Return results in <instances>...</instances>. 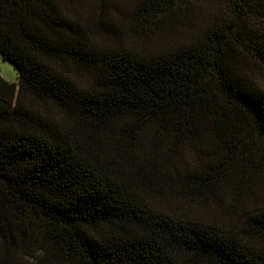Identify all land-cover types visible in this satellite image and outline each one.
Wrapping results in <instances>:
<instances>
[{
    "label": "trees",
    "instance_id": "trees-1",
    "mask_svg": "<svg viewBox=\"0 0 264 264\" xmlns=\"http://www.w3.org/2000/svg\"><path fill=\"white\" fill-rule=\"evenodd\" d=\"M0 55V264H264V0H0Z\"/></svg>",
    "mask_w": 264,
    "mask_h": 264
},
{
    "label": "rangeland",
    "instance_id": "rangeland-1",
    "mask_svg": "<svg viewBox=\"0 0 264 264\" xmlns=\"http://www.w3.org/2000/svg\"><path fill=\"white\" fill-rule=\"evenodd\" d=\"M163 44V41L161 39H158L154 42V48L160 47V45ZM0 77L9 83H17V77L18 73L13 64L3 59V57L0 55ZM261 81L262 86L264 87V78H259ZM255 189L257 193L261 196V198L264 196V189L260 187V185H255ZM229 200L228 197L223 198V203H227ZM191 211H195V208H189ZM4 255L8 256L15 264H41V262L34 257L31 256H21L17 253L12 252L11 250H3L2 251Z\"/></svg>",
    "mask_w": 264,
    "mask_h": 264
}]
</instances>
